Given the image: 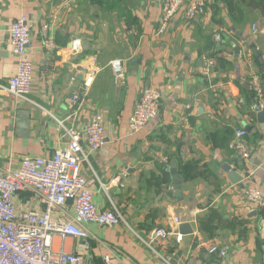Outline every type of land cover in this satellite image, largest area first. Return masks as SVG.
I'll return each mask as SVG.
<instances>
[{
  "label": "crops",
  "instance_id": "obj_1",
  "mask_svg": "<svg viewBox=\"0 0 264 264\" xmlns=\"http://www.w3.org/2000/svg\"><path fill=\"white\" fill-rule=\"evenodd\" d=\"M162 4L0 0V84L15 72L8 29L20 15L30 28L27 55L34 66L27 99L0 90V170L18 167L24 156L51 157L66 145V129H74L87 154L81 173L93 180L94 203L115 207L126 220L112 227L85 224L86 264H101L108 250L118 264H264L263 208L246 197L250 187L264 196V120L249 84L259 77L264 111V0H204L192 19L186 1L159 32ZM44 26L53 50L44 47ZM116 58L123 63L117 80L110 68ZM90 70L95 78L73 111L70 96L82 90ZM148 85L160 93L159 113L133 131L129 119ZM95 113L103 116L105 143L90 152L83 129ZM237 129L246 131L248 159L229 148ZM227 166L241 181H231ZM14 201L19 210L41 209L29 191ZM182 223L191 233L179 242L169 234L146 244L153 230L179 232ZM76 244L70 237L64 248ZM210 245L225 248L226 256L210 255Z\"/></svg>",
  "mask_w": 264,
  "mask_h": 264
},
{
  "label": "built area",
  "instance_id": "obj_2",
  "mask_svg": "<svg viewBox=\"0 0 264 264\" xmlns=\"http://www.w3.org/2000/svg\"><path fill=\"white\" fill-rule=\"evenodd\" d=\"M187 1L185 15L188 19L202 13L204 0H163L159 19V32H164L170 19ZM44 47L55 48L54 41L47 38L46 26L42 27ZM217 41L221 40L216 35ZM30 42V28L26 17L20 15L9 26L8 47L16 57L13 75L8 77L6 84H0V90L16 99H27L32 90L34 66L27 55ZM111 71L117 80L123 75V63L120 59L110 61ZM95 78V71L86 73L81 91L70 96V105L76 111L80 97L90 88ZM254 97L261 107L263 105V89L258 76L249 81ZM160 108V93L152 85L146 86L139 100L134 105L129 122L133 131L146 128L149 121L156 118ZM61 124V122H59ZM105 127L103 116L93 114L83 129L86 145L90 152L101 148L105 143ZM244 129L235 130L229 148L241 159H248L249 150L245 144ZM68 141L62 148L55 150L51 157L24 156L19 166L13 169L0 170V264H86L84 254L90 247L89 231L86 223L94 222L101 226H117L126 223L124 216L112 206L101 210L92 199V179L81 173V165L87 160V154L80 144L81 135L74 129H66ZM173 189L172 186L168 187ZM22 191L35 195L41 209L34 211L16 208L14 198ZM247 200L257 208L264 207V196L256 188L250 187L246 194ZM68 206L72 214L68 213ZM174 222L180 223L175 217ZM169 234L179 242L181 234L177 231L168 233L162 228L153 230L149 235L150 242L156 238L165 239ZM78 240L72 251H66L64 243L68 238ZM60 245L54 247V240ZM210 255L219 258L226 256L225 248L210 245ZM101 264H118L112 251L108 250L101 256ZM210 264H219L211 262Z\"/></svg>",
  "mask_w": 264,
  "mask_h": 264
},
{
  "label": "water",
  "instance_id": "obj_3",
  "mask_svg": "<svg viewBox=\"0 0 264 264\" xmlns=\"http://www.w3.org/2000/svg\"><path fill=\"white\" fill-rule=\"evenodd\" d=\"M252 52H253V54H254L255 56L258 55V53H257L253 48H252ZM255 109H256V111H257L258 120H259V121H263V120H264V111H263V109H261V107L258 105V103H256V105H255ZM261 118H263V119H261ZM225 169H227V171L231 172V174H230V175H231V181H232L233 183H237V182L241 181L242 177H241L240 175H237V174L235 173V171L230 170V169H229V166H227ZM171 172H172L173 174H175V173H176V170H175V169H172ZM180 184H181V179L178 178V177H175V179H174V181H173V185L176 186V188H177V193H178V194H180V190H179V186H180ZM178 228H179V233H180V234L191 233L190 226H189L187 223H182V224H180V225L178 226Z\"/></svg>",
  "mask_w": 264,
  "mask_h": 264
},
{
  "label": "trees",
  "instance_id": "obj_4",
  "mask_svg": "<svg viewBox=\"0 0 264 264\" xmlns=\"http://www.w3.org/2000/svg\"><path fill=\"white\" fill-rule=\"evenodd\" d=\"M94 2H97L99 6L107 5L109 2L113 1H121V0H93ZM263 213H264V207H263Z\"/></svg>",
  "mask_w": 264,
  "mask_h": 264
},
{
  "label": "bare ground",
  "instance_id": "obj_5",
  "mask_svg": "<svg viewBox=\"0 0 264 264\" xmlns=\"http://www.w3.org/2000/svg\"><path fill=\"white\" fill-rule=\"evenodd\" d=\"M166 231V230H165ZM168 232V231H167ZM169 233V232H168Z\"/></svg>",
  "mask_w": 264,
  "mask_h": 264
}]
</instances>
